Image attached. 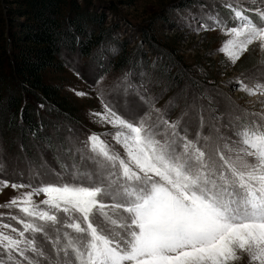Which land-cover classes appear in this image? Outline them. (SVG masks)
<instances>
[{
  "label": "snow or ice",
  "instance_id": "1",
  "mask_svg": "<svg viewBox=\"0 0 264 264\" xmlns=\"http://www.w3.org/2000/svg\"><path fill=\"white\" fill-rule=\"evenodd\" d=\"M224 6L232 10L231 26L208 13L211 23L194 30L219 29L227 39L218 51L235 65L252 48L264 50V0L254 9L240 0ZM234 83L264 96L260 79L254 86L242 78ZM114 91L138 96L143 114L126 119L101 93L103 111L90 115L114 132H94L79 143L68 136L59 150L71 162L58 158L59 171L29 161L28 183L0 179V193L27 189L0 205L24 214L9 215L22 229L0 222V264H264V113L240 109L242 116L224 124L211 99L199 96L173 120L175 102L157 107L159 97L129 73ZM203 99L207 106L198 103ZM107 136L123 156L102 139ZM4 167L0 163V173Z\"/></svg>",
  "mask_w": 264,
  "mask_h": 264
},
{
  "label": "rangeland",
  "instance_id": "2",
  "mask_svg": "<svg viewBox=\"0 0 264 264\" xmlns=\"http://www.w3.org/2000/svg\"><path fill=\"white\" fill-rule=\"evenodd\" d=\"M77 1L87 7L88 0ZM91 1L90 12L102 15L105 28L111 29L114 41L127 44L128 52L141 51L136 67L115 71L108 60L101 65L77 56H67L68 65L65 71L54 74L53 79L69 94L70 99L78 103L79 125L64 130L61 137L50 132L49 136L55 143L54 149L35 142L30 152L23 150L20 145L12 150L0 138V163L5 165L0 179L28 183L29 161L35 165L46 162L48 167L59 171L58 158L71 162L64 156L63 151L59 150L60 144L66 142L68 136L71 135L74 139L78 137L76 143H79L94 132H114L110 125L101 127L94 123V117L90 115L103 111L101 93L105 99L116 103L119 114L124 118L131 119L142 115L144 108L138 96L129 95L125 98L114 91L125 73L130 74L134 83H143L151 95L159 97L157 107L163 108L170 100L174 101L177 107L171 112L170 118L173 120L181 114L187 104L199 96L211 99L218 112L224 114V124L228 123L230 116H242L240 109L250 113H264V96L259 92L256 95H248L237 90L234 83L238 78L244 79L250 86H254L257 79L264 82V77H260L258 72L264 70V50L258 46L254 47L233 65L218 51L222 41L227 39L221 35L219 29L200 32L194 30L201 22L211 23L207 20L208 13H218L231 26L232 10L224 6L229 0H195L188 6L180 5L184 4L180 3V0ZM240 3L245 9L258 6V0H240ZM246 15L256 19L254 11H247ZM109 43L110 50L116 55L117 47H114V42ZM78 92L86 95L79 96ZM198 103L207 106L209 99L200 100ZM191 115L190 131L194 137L198 130V121L195 119V113ZM204 131L205 134L208 133L207 128ZM227 134L232 135L231 132ZM102 139H106L123 156V148L116 144L111 136ZM50 179L44 177L45 183ZM20 191L27 189H4L0 193V205L17 196ZM34 199L39 203L44 196L41 194ZM0 213L3 214L0 216V222L22 229L21 224L9 218V215L24 216L18 208H0ZM4 231L10 232L11 229ZM37 238L38 242L43 243L45 251L51 254V246L43 242L39 235Z\"/></svg>",
  "mask_w": 264,
  "mask_h": 264
},
{
  "label": "trees",
  "instance_id": "3",
  "mask_svg": "<svg viewBox=\"0 0 264 264\" xmlns=\"http://www.w3.org/2000/svg\"><path fill=\"white\" fill-rule=\"evenodd\" d=\"M91 5V0L87 7L77 0H0V138L12 150L20 145L30 152L35 142L54 149L50 132L61 137L79 125L78 103L53 79L65 71L67 56L101 65L108 60L115 71L136 67L141 51L128 52L127 44L114 41Z\"/></svg>",
  "mask_w": 264,
  "mask_h": 264
}]
</instances>
